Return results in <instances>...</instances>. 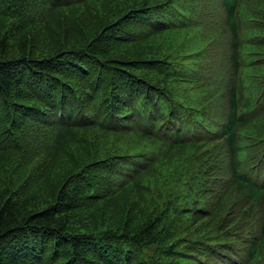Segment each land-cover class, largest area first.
Returning <instances> with one entry per match:
<instances>
[{
  "label": "trees",
  "instance_id": "16d2710c",
  "mask_svg": "<svg viewBox=\"0 0 264 264\" xmlns=\"http://www.w3.org/2000/svg\"><path fill=\"white\" fill-rule=\"evenodd\" d=\"M0 264H264V0H0Z\"/></svg>",
  "mask_w": 264,
  "mask_h": 264
}]
</instances>
